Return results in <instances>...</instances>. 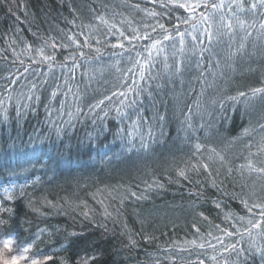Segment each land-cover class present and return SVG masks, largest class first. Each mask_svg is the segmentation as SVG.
Returning a JSON list of instances; mask_svg holds the SVG:
<instances>
[{
  "label": "trees",
  "instance_id": "obj_1",
  "mask_svg": "<svg viewBox=\"0 0 264 264\" xmlns=\"http://www.w3.org/2000/svg\"><path fill=\"white\" fill-rule=\"evenodd\" d=\"M219 3L0 0V241L12 255L264 264V198L246 185L247 162L264 166V92H252L264 88V6H205ZM188 45L193 67L177 71ZM220 45L254 71L225 92L212 77Z\"/></svg>",
  "mask_w": 264,
  "mask_h": 264
},
{
  "label": "snow or ice",
  "instance_id": "obj_2",
  "mask_svg": "<svg viewBox=\"0 0 264 264\" xmlns=\"http://www.w3.org/2000/svg\"><path fill=\"white\" fill-rule=\"evenodd\" d=\"M259 4L264 6V0H258ZM180 7H187V5H179ZM206 7H210L213 11L217 10V9H220V8H223L224 7V4H223V0H221V3L219 4H206L205 5ZM195 7H200L199 4L195 5ZM257 7L256 3H253L251 5V8L252 9H255ZM202 15V18L204 20H207L209 19V17L205 14H201ZM187 21H185L186 23ZM240 25L241 27L244 26V22L241 21L240 22ZM159 27L161 29L164 28V25H159ZM227 27L229 28V30H231V23H229L227 25ZM261 27H264V23L261 24ZM193 28H195V25H193ZM178 36L181 37V45H183V33H177ZM136 37H133V39H135ZM193 40L196 39L195 36L192 37ZM165 40H170V39H173L171 36H165L164 37ZM209 41H211V36L209 35ZM161 42L160 41H155L151 47L152 48H156L157 45H159ZM241 48H243V45H241ZM146 51L149 52V61H146V63H148L150 65V61H151V51L149 49H146ZM181 51H183V48H181ZM41 55H43V52L41 51ZM45 59H49L48 57H44ZM177 71H180V68L177 67ZM140 76H141V79H144L145 78V75H144V71L143 69L141 70V73H140ZM133 89H129V91H132ZM253 92V95H255L256 93H260V92H264V88H259V89H253L252 90ZM53 95H55V93H53ZM121 95H123V93H121ZM239 96H244L245 94L244 93H239L238 94ZM232 99H236V97H233ZM103 101H100L98 104H97V107H99V104H102ZM133 103H135V101H133ZM261 127H264V125H262ZM245 134L248 133V129H245L244 130ZM195 148L197 151H199L201 148H202V145L200 144H196L195 145ZM214 151V149H213ZM222 159V157H221ZM203 168L207 169L208 165L207 164H204L202 165ZM241 167H245V165H241ZM246 167L248 168L249 171H252V172H257V173H262L264 174V166H261V167H256L253 163L252 160H249L247 162V165ZM179 175L181 176H184L185 175V172L183 170H181L179 172ZM133 195H135L133 193ZM245 206L247 207V204L245 202ZM254 207H257V208H260L261 209V212H260V215L261 217H264V205H254ZM249 211H251V208H249ZM249 223H252L251 221H249ZM254 228H260L262 225L257 222L256 224H253L252 225ZM230 234V233H229ZM134 243V242H133ZM30 245L28 247H25L22 251L20 249H17L18 252H20L19 255H12V240L11 239H6V240H3V241H0V264H20L21 261H26L27 264H43V262L39 259H32L28 256H26L24 253H27L30 249ZM201 247H203V245H201ZM233 249H235V245H232L231 246ZM253 250L256 252V253H259L260 257H261V260L264 261V247H256L255 245H253ZM227 251V249H226ZM241 251H243V249H241ZM4 253H7V255H4ZM10 256V258H9ZM47 259V258H45ZM94 259L93 257H85V258H82L81 261L79 262V264H90V261ZM213 259H215V257H213ZM201 264H203V262H201Z\"/></svg>",
  "mask_w": 264,
  "mask_h": 264
},
{
  "label": "rangeland",
  "instance_id": "obj_3",
  "mask_svg": "<svg viewBox=\"0 0 264 264\" xmlns=\"http://www.w3.org/2000/svg\"><path fill=\"white\" fill-rule=\"evenodd\" d=\"M264 47V45H263ZM220 48L223 52L220 53V56L217 57L218 66L213 71L212 77L216 79V84H219L222 87L221 92H225L229 90V87L232 85L243 86L244 82L240 81L241 76L244 74L253 75L254 71L250 67L251 63L248 61V58L243 55L239 59L236 57L233 59L226 58V49L225 46L220 45ZM264 50V49H262ZM185 57L182 59L180 63V69L182 72H189L193 67V60L191 59V53L193 51V47L188 45L184 49ZM260 58H264V51L261 52ZM256 116V113L252 114ZM236 149L233 147L232 154H230V159L236 156ZM252 171L247 170V178L246 185L247 188L255 195L261 196L264 198V174L262 173H250ZM250 173V174H249Z\"/></svg>",
  "mask_w": 264,
  "mask_h": 264
}]
</instances>
